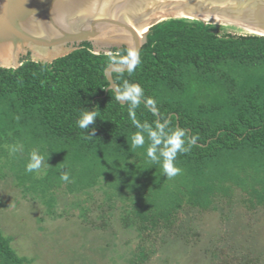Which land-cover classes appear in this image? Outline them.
Masks as SVG:
<instances>
[{
  "label": "trees",
  "instance_id": "1",
  "mask_svg": "<svg viewBox=\"0 0 264 264\" xmlns=\"http://www.w3.org/2000/svg\"><path fill=\"white\" fill-rule=\"evenodd\" d=\"M217 29L188 18L159 22L150 28L137 66L113 73L118 88L124 81L142 88L138 121L166 120L170 128L198 136L190 151L178 154L175 177L147 158L146 134L143 147L131 148L138 129L129 105L108 88L106 69L130 62L131 51L97 54L88 42L52 63L25 59L18 68L0 67V160L8 145L43 155L48 168L42 177L20 176L22 183L33 181L27 191L83 188L102 177L112 188L130 191L143 238L172 228L186 205L215 210L219 198L231 199L236 189L251 208L264 207V36L220 35ZM84 108L97 111L90 138L77 125ZM63 171L70 182L60 179ZM11 243L0 228V264H28ZM146 252L138 250L134 262Z\"/></svg>",
  "mask_w": 264,
  "mask_h": 264
},
{
  "label": "rangeland",
  "instance_id": "2",
  "mask_svg": "<svg viewBox=\"0 0 264 264\" xmlns=\"http://www.w3.org/2000/svg\"><path fill=\"white\" fill-rule=\"evenodd\" d=\"M214 24L220 35L249 33ZM11 147L0 160V228L28 264H138L135 255L144 248L150 254L139 264H264V207L251 208L240 189L231 199L219 198L215 210L186 205L172 228L143 238L130 191L112 188L103 177L83 188L27 191L33 181L22 183L20 176L29 173V155L23 146L14 153ZM47 168L45 160L34 176Z\"/></svg>",
  "mask_w": 264,
  "mask_h": 264
},
{
  "label": "water",
  "instance_id": "3",
  "mask_svg": "<svg viewBox=\"0 0 264 264\" xmlns=\"http://www.w3.org/2000/svg\"><path fill=\"white\" fill-rule=\"evenodd\" d=\"M61 1L0 0V67L18 68L28 55L32 61L52 63L85 42L97 54L127 47L135 54L130 63L135 59L136 67L150 28L173 18L235 25L264 36V0H89L87 10L58 19ZM134 67L111 63L105 71L108 88L117 94L113 73Z\"/></svg>",
  "mask_w": 264,
  "mask_h": 264
},
{
  "label": "clouds",
  "instance_id": "4",
  "mask_svg": "<svg viewBox=\"0 0 264 264\" xmlns=\"http://www.w3.org/2000/svg\"><path fill=\"white\" fill-rule=\"evenodd\" d=\"M135 57V54H131ZM136 60L132 62L123 61L129 67H134ZM144 96L142 88L138 84L129 83L124 81L122 86L117 89L116 99L118 101H126L129 105L128 112L133 125L138 129L131 137V148H141L145 145V134L150 141L146 150L147 158L154 164H159L162 168L163 174L167 178L175 177L179 174L180 169L176 167L175 161L180 153H186L195 146L198 136H189L186 129L176 127L172 129L169 127L168 121H155L154 124L147 122L141 123L136 119L135 109L140 105ZM151 106L153 113L156 112L155 102L149 100L147 102ZM96 109L89 110L84 108L80 113V118L77 120L79 128L87 130L86 135L90 138L93 137L95 129H92V134H89V126L94 124L97 118ZM22 149L21 145L12 146L11 152H17ZM45 160L43 155L38 151L33 150L29 155V162L26 166V171L29 173L39 172ZM60 179L64 182H70V175L68 172L63 171Z\"/></svg>",
  "mask_w": 264,
  "mask_h": 264
},
{
  "label": "bare ground",
  "instance_id": "5",
  "mask_svg": "<svg viewBox=\"0 0 264 264\" xmlns=\"http://www.w3.org/2000/svg\"><path fill=\"white\" fill-rule=\"evenodd\" d=\"M89 0H62L60 6L57 9L58 19H64L67 13H71L73 10H87L84 7L90 4ZM147 31V27L139 29V33L144 35Z\"/></svg>",
  "mask_w": 264,
  "mask_h": 264
}]
</instances>
